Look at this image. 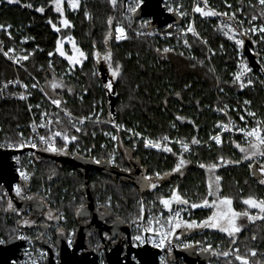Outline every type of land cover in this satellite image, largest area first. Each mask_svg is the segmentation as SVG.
<instances>
[{
    "label": "trees",
    "instance_id": "1",
    "mask_svg": "<svg viewBox=\"0 0 264 264\" xmlns=\"http://www.w3.org/2000/svg\"><path fill=\"white\" fill-rule=\"evenodd\" d=\"M29 4L32 7L26 6ZM197 4L204 7L203 0H197ZM227 4L231 8L226 7L225 0H208V6L218 12H236L237 19L244 20L243 28L249 26L248 20L252 15L264 11L258 0H227ZM39 7H44L45 11L38 12L36 9ZM122 11V4L113 6L110 0H80V7L76 11L65 14L72 27L63 28L52 0H18L17 3L0 0V24L12 25L18 37L29 36L31 41L27 44L28 48L39 46L42 50H35L25 63L27 71L43 83L51 97L65 99L64 108L74 117L81 119L94 115L84 124L75 122L73 127L71 118L63 112L55 113V120L58 119L60 123H53V130L74 135L77 139L68 143L66 152H51L41 157L36 177L24 183L28 195L45 202V211L49 213L50 219L45 216L42 220L45 226L38 229L30 225L35 222L32 212L9 208L8 199L0 194V240L4 244L16 237L19 228H23L33 238L37 247L46 249L48 237L52 236L56 242L58 237L69 238L73 233L74 238L77 215L86 201V187L93 196L95 206L102 207L112 216L109 223L116 219L122 221L130 228L133 237L143 238V229L148 226L151 213L157 215L164 211L163 215L167 217L183 207L182 214L187 220L201 222L208 218L213 209H191L188 205H181L179 209L175 206L170 213L164 210L159 201L176 188L190 202L201 203L209 199L207 168H200L199 164H219L220 157L224 161L217 169V175L221 177V196L233 198L234 208L238 212L245 211L242 201L249 196L264 199V185L259 183V176L249 168V164H264V159L258 162L244 161L235 144L244 145L229 137L224 138L221 148L203 146L215 133L216 125L226 120L225 115L217 109L227 106L229 116L239 121L240 116L244 115L252 125H256L257 120H264V42L259 41L258 35L248 37L253 42L252 52L256 55L254 66H251L243 48L228 39L220 28L222 23L233 22L228 21L227 17H204L196 12L200 39L190 38L191 48L188 50L182 46L181 37L178 36L162 38L131 33L124 43H116L111 36L105 44L107 33L113 32L115 23L122 19ZM109 17L113 18L111 26L107 24ZM149 19L145 20L147 24L143 26L142 17L135 16V28L145 31L152 29V20ZM49 20L61 27L59 33L48 23ZM261 22L257 20L255 23ZM181 27V23L173 21L162 27L155 25L152 30L174 33ZM69 36L88 56L82 66L77 65L74 69L58 53L48 55L49 52L55 53L58 39L64 40ZM165 48L173 51L165 53ZM109 50L113 54V66L122 65L121 75L111 81L112 89L106 88L110 77L103 74L95 58V52L99 51L104 56ZM242 61L247 62L252 69L243 78L246 85L243 88L234 81V73L241 70L239 65ZM68 67L74 75L62 76ZM21 74L24 76V73ZM16 75L13 65L0 52V82ZM249 79L252 81L250 85L247 83ZM53 82L62 86L53 88ZM34 92L33 111L37 114L42 110H37V105L46 109L47 103L42 100L39 91ZM244 101H250V104L245 105ZM245 108L255 112L256 117L247 116ZM42 112L37 116H41ZM31 117L25 103L1 102L0 139L19 141L20 134L28 132ZM177 117L182 119L178 120ZM110 123L115 124L114 129L120 136L114 164L110 163L114 148L103 146V133L112 129ZM76 128L81 131L77 132ZM133 133H139L142 139L137 141ZM165 136L169 139L162 141L160 149L145 146L146 139L161 141ZM193 138L200 141L198 145H202L194 147L190 155H183L175 144L169 143L178 140L191 143ZM64 143L62 137H57V148H62ZM163 146L171 147L173 151L165 152ZM59 154L99 161L107 173L95 172L88 177L76 168L61 165L51 158ZM181 155L189 163L182 174H175L173 169ZM237 160L242 162L228 163ZM132 163L143 167L154 179L155 173H161L164 176L160 180L161 185L151 193H145L139 191L132 182L115 176L118 171L130 173ZM24 221H28V224ZM241 228L234 237L215 230H205L190 236L188 240L203 250L210 246L213 264H240L234 255L237 248L249 264H264V220L247 219ZM89 239L92 245L100 243L97 235ZM252 251L256 252L255 256L251 255ZM176 252L172 248L167 250V264L176 263ZM223 252H229L230 255L225 257Z\"/></svg>",
    "mask_w": 264,
    "mask_h": 264
},
{
    "label": "snow or ice",
    "instance_id": "2",
    "mask_svg": "<svg viewBox=\"0 0 264 264\" xmlns=\"http://www.w3.org/2000/svg\"><path fill=\"white\" fill-rule=\"evenodd\" d=\"M8 3H17L18 0H7ZM111 4L113 6L116 5L117 0H110ZM142 3V0H141ZM259 5L264 8V0H258ZM52 4L54 5V10L56 13L60 14L61 20L60 24L63 28H70L72 27L71 22L69 19H67L65 15V10H64V4L65 0H52ZM67 4L70 6V8L75 11L80 7V0H67ZM204 7H201L199 4L194 8V11L197 13H200L204 17H227L228 21H231L233 23H222L220 25V28L224 30V34L228 37L230 40H234L235 44L239 46L241 49L244 47L245 44V39L243 37H249L250 35H258L259 41L264 42V11H261L259 14H254L251 16V18L248 20V27L243 28L244 20L243 19H237V14L236 12H232L229 14L228 12H218L211 7L208 6V0H203ZM226 7L231 8L230 4H227V0H225ZM27 7H32L31 4L26 5ZM139 7L137 5L136 7H129L130 12H135L136 8ZM251 7H255V5H251ZM38 12L43 13L45 11L44 7H39L36 9ZM172 11L173 9H169ZM243 10L241 9V12ZM181 15H184V13H180ZM91 18V17H89ZM257 20H261L262 22L260 24H256L255 22ZM49 24L52 25L53 29L59 33L61 31V27H57L56 24H54L51 20L48 21ZM107 24L111 26L113 24V18L109 17L107 20ZM235 25V26H234ZM11 26L9 25L8 28ZM171 27V25H169ZM5 26L0 25V30L4 29ZM116 32V39L117 40H123L127 39V35L125 32L124 27H117L115 28ZM186 33H191L193 36H199V33L196 31L194 24L190 25L186 29ZM185 33V34H186ZM9 36H11V33H8ZM141 33H138L140 35ZM112 32L109 31L106 35L104 43H108V39L111 38ZM241 37V38H237ZM67 41L71 43V51L72 54L69 55L65 50H64V43L65 41L63 39H58L56 42V50L55 53L49 52V56H53L54 54L58 53L61 57H64L68 62L69 65L71 66L72 69H74L77 65L82 66L83 62L88 58L87 54L77 46L75 40L73 37L69 36L67 37ZM205 43H207L205 41ZM255 43V41H254ZM184 44L188 47H191V45L188 44L187 39L184 40ZM222 47V46H221ZM159 51V49H157ZM165 53H168L170 51H173V49L170 48H165L163 50ZM0 52L3 53L5 57H7L10 60H13L15 63H20L21 61H27L29 59L28 54H23L20 56L15 55V49H9L8 51H4L3 48H0ZM12 53V55H10ZM183 55V53H180ZM258 55V53H257ZM95 56L97 60L101 58V53L99 51L95 52ZM112 52L109 50L107 51L103 59L108 62V67L111 71V75L113 77H119L121 75V70H122V65L117 64L115 67L113 66L112 63ZM240 71H237L234 73V81L239 82L240 87L243 88L245 87V83L243 78L252 71V69L249 67L247 62L242 61L241 64L239 65ZM95 75V73H93ZM14 83L19 84L20 81H15ZM247 83L250 85L252 81L249 79ZM8 85L5 84L4 87L6 88ZM62 84H57L56 82H53L52 87L57 88L61 87ZM24 88H28V85H23ZM33 88L37 87V85L33 84ZM113 84L111 82L106 84V88L112 89ZM20 99H26V96L21 95L19 97ZM51 103L57 107H60L62 101L59 99H52ZM245 105L250 104V101H244ZM31 107V106H30ZM37 107H39L37 105ZM227 106H225V109ZM217 111H225L224 109H217ZM245 113L247 116L256 117L255 112H249L247 108L244 109ZM43 116H47L48 114L45 112L42 114ZM69 116H71V113H68ZM225 115H227V111H225ZM86 119H89V117H84L79 120V123L83 124ZM177 119H182L181 117H177ZM241 121H245V116L241 115L240 116ZM52 123H57L59 124L60 121L57 119L55 121L49 119L47 122V125H41V127H46L48 125H51ZM73 127H75V121L72 122ZM231 123V122H230ZM245 124H247V121H245ZM119 127V126H118ZM175 127V125H173ZM218 127L222 128L224 131H239L246 139L247 142V147H242L239 143L235 144V147L239 149L241 153H243V160L244 161H251V160H257L259 159H264V120H257L256 125L254 127H243V128H236V126L233 124L231 127L229 126L228 123H221L218 125ZM33 128L35 129V125H33ZM76 131L79 132L81 131L80 128H76ZM134 135H140L139 133H133ZM57 137H62L64 140V146L62 148H57L55 144V140ZM113 140H117V136H112L111 137ZM77 139L76 136H69L66 132H61V131H54L50 136H44L41 135L39 136V140L46 146L45 151H50V152H66L67 150V145L68 143H71L72 141H75ZM169 138L167 136L163 137L161 141H153V140H147L145 142L146 147H152V148H157L160 149L162 147V141H167ZM212 140L216 141V143H221V138L219 135L211 137ZM180 143L181 147L184 149V151L189 150V144L185 141H177ZM191 144L198 145L200 144V141L196 138H193L191 140ZM25 146H29L31 148H36L37 144L32 141L25 142L23 140L22 134H21V142L19 144L20 148H24ZM163 151L165 152H172L171 147L163 146ZM17 159H19L17 157ZM242 161L237 160V161H228V163H234V164H239ZM99 163V161H97ZM189 161L185 160L184 157L181 155L179 162L176 164L175 168L173 169L174 172H180L181 169L187 165ZM224 163L223 157H220V162L218 163H212L209 165H205L203 163L199 164L200 168H207L208 172L210 173L209 179H208V193L207 195L209 197H215L211 201L208 199H204L201 203H195V202H190L188 199H186L184 196H182L179 192V189H173L171 192V195L167 198L161 197L160 198V203L164 206L165 209L168 210V212H173V204L176 205H188L190 206L191 209H197V208H211L214 209L212 214L202 222H189V221H184L180 218V211L177 210L174 215L169 216L167 218V224L168 228L165 230V226L163 224L160 225V231L157 233L159 236V241L156 242L155 240L153 241L154 246L163 248L166 243H168V237L174 235L175 229L181 228V227H187V228H194V227H199V228H215L219 229V231L227 233L229 237H234L235 234L239 233L242 228L241 226L237 223L240 217H247L250 221H255L256 219L264 220V199H257L253 196H249L248 198L244 199L242 202L245 205H248L252 209H257L259 211V215H250L247 211L245 212H238L234 209L233 207V198L229 196H221L220 192L222 191L221 189V177L219 175H213L215 170L218 169V167L222 166ZM250 169L258 170L260 173V179L259 183L261 185H264V164H249ZM167 175V174H165ZM20 176L22 177L23 180L27 181L29 179V176L26 172L21 171ZM144 180L150 182L151 188L155 189L157 187V183L154 182V178L152 176H145L143 178ZM164 179V176L161 175V173L157 172L155 173V180H162ZM16 195L21 196L23 189L21 188L20 185H17L15 188ZM23 199H32V197H22ZM9 208H12L11 202L8 204ZM144 211L143 204L141 202V212ZM162 215V214H161ZM24 223L27 225L28 221H24ZM149 227L145 228V231H152L155 232L156 230L151 227L153 224V221H149ZM23 238V237H21ZM135 240L140 241L143 243V238L141 236H136ZM235 242V241H233ZM4 241L0 240V244H3ZM71 243V241H69ZM185 247H191V245H185ZM216 255H220L221 253H215ZM222 255L225 257L229 256V252H223ZM235 260L239 261L240 264H249V261L246 257L242 256L239 254V249L237 248L235 250ZM252 256L256 255L255 251L251 252Z\"/></svg>",
    "mask_w": 264,
    "mask_h": 264
},
{
    "label": "built area",
    "instance_id": "3",
    "mask_svg": "<svg viewBox=\"0 0 264 264\" xmlns=\"http://www.w3.org/2000/svg\"><path fill=\"white\" fill-rule=\"evenodd\" d=\"M143 3H144L143 0H142V3H141V0H127V1L117 0L116 4H122L123 11H122V19L118 20L115 23L113 32H112V38L114 39L116 43L126 42L129 39V35L131 33H134L135 35H138V33H141L140 35L142 34H146L149 36L156 35L162 38H172V37L178 36V37H181L182 46H184V48L188 50L191 47H188L184 44L185 39H187L189 45H191L190 38L194 37V38L200 39V36L197 37V36H193L191 33H186V29L190 25H193V24L197 31L196 12L194 11V8L197 6V0H191V1L190 0H163L162 6L164 10L167 13L177 14L182 19L181 29L177 30L174 33H171V32L161 33V32L153 31L152 29L145 31L143 29L135 28L134 26L135 16L139 8L143 5ZM137 5H139V7L136 8L135 12L129 11L130 6L136 7ZM169 9H173V10L170 11ZM181 12L184 13V15H181L180 14ZM148 19L149 18L147 17H142L143 22H141V24L145 26L147 24ZM0 25H3V24H0ZM3 26H5V28L0 30V48H3L4 51H8L9 49H15L16 56L28 54L29 59L35 50L42 51L39 46H34L33 49L28 48L27 44L31 41V38L29 36L20 35V34H19L20 36L18 37V35H16L13 32L14 27L12 25H10L11 26L10 28H8L9 25H3ZM121 26L124 27L128 38L123 39V40H117L116 39L117 34L115 32V28L121 27ZM9 32L11 33V36H9L8 34ZM10 55H12V53H10ZM5 59L13 65L14 69L17 71V75L12 79L3 80L0 82V103L7 102V101H17V102L26 104L32 117L28 123V132L26 134L22 132L21 134L25 142H28V141L35 142L37 144V147L31 148L29 146H25L24 148H20L19 147V144L21 142V134H20L19 141H9V140L0 139V149L10 150V151L15 152L11 159H12V162L14 163L16 174L19 180L26 183V182L33 180L36 177L38 173V160L41 157H44L45 154L51 153L50 151L44 150L46 146L39 140V136L41 135L50 136L52 132H54L52 128L53 123L46 127H41V125H47V122L49 119L54 121L56 112H63L67 117L71 118L73 121H76V122L79 121L80 119L74 117L72 114L71 116H69L68 115L69 112L63 107V102L61 103L60 107H57L51 103L52 99H59L61 101L62 99L58 97H51L49 93L46 91L43 83L27 71L25 63L29 59L27 61H21L20 63H15L13 60L8 59L7 57H5ZM21 73H24V76ZM73 75H74V72L70 67H68L66 71L62 73V76L64 77H71ZM15 81H20V83L19 84L14 83ZM5 84L8 85L6 88L4 87ZM33 84L37 85V87L33 88L32 87ZM23 85H28V88L27 89L24 88ZM34 91L36 92L39 91L42 96V100H44L47 103V109H48V111L46 112L48 114L47 116H43L42 114L41 116H37L38 113L36 114L33 111V108H34L33 102L35 100ZM21 95L26 96V99H23V100L20 99L19 97ZM222 109L227 111V115H225V111H219L220 113L224 114L226 117V120L221 123H228L230 127L234 124L237 129L243 128V127L251 128L255 126V125L250 124L246 118H245V121H247V124H245V121L235 120L234 118L229 116L228 109H225V108H222ZM91 116L94 117V115H91ZM86 121L87 120H85L84 122ZM33 125H35V129L33 128ZM218 125H216L215 133H213L211 137L219 135L221 138V143L219 144L216 143V141L212 140L210 137L207 142L203 143V146L207 148H221L224 144L225 137H229L231 139L237 140L244 146H247L245 137L239 131H236V130L224 131L222 128L218 127ZM0 130H1V125H0ZM115 136H117V134ZM178 141H181V140H178ZM169 143L175 144L183 155L192 154L194 147L202 145V144L194 145V144L187 142L189 144V150L186 152L181 147L180 143H178L177 141H169ZM55 144L57 147V138L55 140ZM17 157L19 159H17ZM110 163L114 164V160H111ZM21 171H24L28 174L29 179L27 181L23 180L22 177L20 176ZM58 224H59V221H57V225ZM15 238H18L25 242L22 248V251H21V259L18 261L17 264H45L46 263L47 257L49 254L48 249L44 247H37L33 238H31L23 228L18 229ZM72 240H73V236L71 235L68 238V242L71 241L72 243ZM159 249L161 250V252H164L167 249H169V246L166 243L163 248H159ZM164 261L165 260L162 257L161 263H164Z\"/></svg>",
    "mask_w": 264,
    "mask_h": 264
},
{
    "label": "water",
    "instance_id": "4",
    "mask_svg": "<svg viewBox=\"0 0 264 264\" xmlns=\"http://www.w3.org/2000/svg\"><path fill=\"white\" fill-rule=\"evenodd\" d=\"M143 2V5L136 13V17L150 18L152 20V29L155 25L162 27L168 25L169 23H172L173 21L179 24L182 22V19L179 15L167 13L164 10L162 6L163 0H143ZM243 39H245L243 53L249 60L251 66H254L256 55L252 52L253 42L248 37H243ZM102 72L104 74V70H102ZM14 153L15 152L10 150L0 149V185L4 187V190H7L9 192L13 191L14 186L19 185L20 183L22 184V186H25V184L21 182V180H19L16 174L14 163L11 159ZM51 158L55 161L61 160L60 162L63 163V165H66L67 160H70L72 164H67V166L76 168L78 171L84 173L88 177L95 172L107 173V171L104 170L105 166L97 162L86 161V164L83 168H78L77 166H75L76 163L74 161L75 159L73 158L67 157L65 160H62L55 155L51 156ZM78 160L84 159L78 158ZM252 171L257 174L259 178H261L258 170L253 169ZM85 190L87 196L84 207L81 210L83 212L91 213V224L94 225V223H99L101 225L100 222L96 221L98 211L97 207L94 204L93 196H91V193L87 189V187L85 188ZM81 229L83 228L79 225L78 231H80ZM111 229H113V226L111 227ZM107 232L111 235L112 238L115 237V235H113V232L110 233L109 230H107ZM100 236H102L101 232ZM67 239V237L64 238L66 246L61 248L60 251L62 260L60 262H57L52 256H50L45 264H100L98 251L95 252L93 250H90L79 254V251L81 249L79 232H77L76 234V240L72 247L68 246ZM24 244L25 242L18 238H13L6 244H0V264H17L21 259V251ZM161 254L162 252L159 248H156L149 243H146L141 247L129 249L125 255H122V251L118 247L113 246L105 253V262L106 264H161ZM208 261V258H203L199 255L194 258L186 259L185 264H207Z\"/></svg>",
    "mask_w": 264,
    "mask_h": 264
},
{
    "label": "flooded vegetation",
    "instance_id": "5",
    "mask_svg": "<svg viewBox=\"0 0 264 264\" xmlns=\"http://www.w3.org/2000/svg\"><path fill=\"white\" fill-rule=\"evenodd\" d=\"M55 156H58L62 160H65L67 158V156H65L63 154H59V155H55ZM68 158H71V157H68ZM73 159H78V158H73ZM56 161H57V163L63 165V163L60 162L61 160L60 161L56 160ZM81 161H84L86 164V160H81ZM64 166H67V164ZM75 166H77L78 168L84 167V166L77 165V164ZM129 172L130 173H122V172L118 171L115 176H117V177H119V178H121L127 182H132L133 184H135L137 186V189L141 192L151 193L153 191V190H151V191L148 190L147 188H145V186H142L140 183L135 182L133 179L135 176L138 177L141 174H143L144 176H150V175H148V173L145 171V169L143 167H141L140 165H138L136 163H132L131 164V170ZM154 182L157 183V186L161 185V183H162L160 180H155V179H154ZM19 185L23 189L21 196L16 195L15 188L17 185L14 186V189L11 192L4 190V187L2 185H0V194H4L5 196L8 197V199L10 200L12 207L14 209H16L20 212H23V211L32 212L33 217H35V221L39 218L43 219L45 216L48 219H50L49 213L45 211V209H46L45 202L42 201L41 199L35 197V196L28 195L26 187L22 186L21 183ZM148 185H150V182H148ZM22 197H32V199H23ZM173 208H174V206H173ZM178 208H179V206L177 207V209ZM97 211H98L97 212L98 214L96 216V221L100 222L101 225L99 223H94V225L91 224V215H90L91 213L90 212H83L81 210L79 212L80 215L79 214L77 215V228H76V232H75V237L73 238L71 244H69L68 239H67V242H68V246L72 247L75 243V240H76V234H77V232H79V237H80L79 241L81 242L80 243L81 249L79 251V254H81L83 252L90 251V250H93L95 252L98 251L100 264H106L105 253L108 250H110V248L113 246L118 247L122 251V255H125L129 249L141 247V246L145 245L146 243H149V244L154 246L153 241L155 240L156 242H158V239H159V236L157 234L158 232L145 231V228H147L148 226L147 227L145 226L143 229V243H141L140 241L135 240V237H133V235H131L130 228L128 226H126L122 221L116 219V220H113L111 223H109L112 216L109 215L102 207H97ZM79 225L83 228L80 231H78ZM112 226H113V229H111ZM107 230H109L110 233L113 232V235H115V237L112 238L111 235L108 234ZM203 231H205V230H203ZM203 231L195 230L194 233H191L190 236H192L198 232H203ZM100 232L102 233V236H100ZM92 235H97L100 238L99 244H93L92 245V243L90 242V239H89L92 237ZM64 238H65V236H60V237H58V240L56 242H54L52 240V236L48 237V241L45 243V245L48 247V251H49L47 259L50 256H52L57 262H60L62 260L61 255H60V251H61V248L66 246L65 242H64ZM186 239H187V234H184L183 238H181L179 240H178V238H176V239H174V241L171 244L170 248L178 251L175 253L176 263L185 264L186 259L194 258V257L199 256V255L201 257H203L201 254L205 253L208 255V257H203V258L209 259L207 264H213V262L211 261L212 255L210 252V246H208V249H205V250L200 249L199 246H194L192 244H190L191 247H185L181 244H183V242ZM177 240L180 242L177 243ZM154 247H156V246H154ZM167 250L162 252V254L160 256V262H161L162 257L165 260L164 263H161V264H167L166 257H165ZM195 264H197V263H195Z\"/></svg>",
    "mask_w": 264,
    "mask_h": 264
},
{
    "label": "rangeland",
    "instance_id": "6",
    "mask_svg": "<svg viewBox=\"0 0 264 264\" xmlns=\"http://www.w3.org/2000/svg\"><path fill=\"white\" fill-rule=\"evenodd\" d=\"M53 7H54V5H53ZM64 10H65V14H66V12H74L71 8H70V6L67 4V0H65V4H64ZM76 11V10H75ZM56 13V12H55ZM57 14V16H58V18H59V23H60V20H61V16H60V14H58V13H56ZM60 26H61V24H60ZM64 41H65V43H64V50L69 54V55H71L72 54V51H71V43H69L68 41H67V39H64ZM78 46V45H77ZM79 47V46H78ZM95 58H96V56H95ZM96 62H97V65L99 66V67H101V70H104V74L106 75V76H109L110 77V79H109V82H111V81H114L115 79H116V77H113L112 75H111V71H110V69H109V67H108V62L107 61H105L104 59H103V56H101V58L99 59V60H97V58H96ZM108 82V83H109ZM62 99V98H61ZM62 102H63V107H64V103H65V99H62ZM38 108H40V109H42L41 111H38V113L40 114L42 111V114L43 113H45V112H47L48 111V109L46 108V109H44L45 107L44 106H39V107H37V110H38ZM100 115V113L98 114V116ZM92 116H90L89 118H91ZM97 117V116H96ZM93 118V117H92ZM87 120V119H86ZM76 122V121H75ZM78 123H79V121H77ZM85 123V122H84ZM83 123V124H84ZM80 125H81V123H79ZM111 124V126H112V129H110V130H106V131H104V133H103V135H104V138H105V143H103V146H107V145H110L111 147H113L114 149V152L112 153V156H111V160H115V158H116V155H117V150H118V147L120 146V136H119V132H117V131H115V124L114 123H110ZM117 134V136H119V138L115 141V140H113L111 137L112 136H115ZM112 135V136H111ZM133 137H135L136 139H137V141L138 140H141L142 139V136L141 135H136V136H133ZM147 140H149V139H146L145 140V142L147 141ZM115 141V142H114ZM144 142V143H145ZM163 145V144H162ZM136 146V145H135ZM244 147H247V146H244ZM239 150V149H238ZM240 152V151H239ZM241 153V152H240ZM241 155L243 156V153H241ZM75 161V163L77 164V165H81V166H85V162L84 161H81V160H78V159H75L74 160ZM251 161H253V160H251ZM67 164L68 165H71L72 164V162L70 161V160H67ZM185 167V166H184ZM184 167L181 169V171L180 172H174L175 174H182L183 173V170H184ZM207 171V175H208V179H209V175H210V173L208 172V170H206ZM213 175H217V170H215V172H214V174ZM145 176L143 175V174H141L140 176H135L133 179H134V181L135 182H137V183H140L142 186H145V188H147L148 190H154L153 188H151V186L150 185H148V181H146V180H144L143 178H144ZM23 182V181H22ZM171 195V194H170ZM169 195V196H170ZM220 195H221V192H220ZM5 196V195H4ZM168 196V197H169ZM5 198H7L8 199V197L7 196H5ZM164 198H167V197H164ZM215 197H209V199L208 200H212V199H214ZM8 201L10 202V200L8 199ZM9 204V203H8ZM245 205V204H244ZM173 206H174V208H175V206H176V208L179 206V208H180V206L181 205H176V204H173ZM172 206V207H173ZM99 207V206H98ZM233 207H234V205H233ZM163 208H164V206H163ZM178 208V209H179ZM201 208H203V207H201ZM235 209V208H234ZM153 210V209H152ZM164 210L165 211H167L168 212V210L167 209H165L164 208ZM236 210V209H235ZM213 211H214V209H213ZM212 211V212H213ZM237 211V210H236ZM245 211H247L250 215H259V211L257 210V209H252V208H250L248 205H245ZM244 211V212H245ZM163 213H164V211H161L160 213H158L157 215H155V214H153V213H151L150 215H149V219L151 220V221H153V224L151 225V227H153L156 231L155 232H159L160 231V225L161 224H163L164 226H165V230H167V228H168V224H167V218L169 217V216H172V215H174L175 213H172V214H168V216L167 217H164V215H163ZM183 207L181 208V210H180V218L182 219V220H184V221H189V220H187L186 219V217H184L183 216ZM162 214V215H161ZM212 214V213H211ZM210 214V215H211ZM209 215V216H210ZM208 216V217H209ZM248 218L247 217H240L239 218V220L237 221V223L240 225V226H242V223L244 222V221H246ZM43 219L42 218H39V219H37L34 223H31L30 225H32L33 224V226H35V227H37L38 229H41L40 227H42V226H45V224L46 223H43L44 221H42ZM249 220V219H248ZM189 222H192V221H189ZM202 222V221H201ZM41 223H43V224H41ZM148 227H149V224H148ZM215 230V231H217V232H221V231H219V229H215V228H199V227H194V228H187V227H181V228H178V229H175V232H174V235H172V236H169L168 237V246H169V249H170V247H171V244H172V242L174 241V239H176V238H178V240L179 239H181V238H183V236H184V234H187V239L183 242V244H181V245H183V246H185V245H190V244H192L193 242L192 241H190V240H188V238H189V236L191 235V233H194V231L195 230H197V231H203V230ZM181 231V232H180ZM221 233H224V232H221ZM224 234H227V233H224ZM71 235H73V233H71ZM237 234H235V236H236ZM159 240V239H158ZM177 240V243H179L180 241H178ZM203 257H208V255L207 254H205V253H202L201 254Z\"/></svg>",
    "mask_w": 264,
    "mask_h": 264
}]
</instances>
